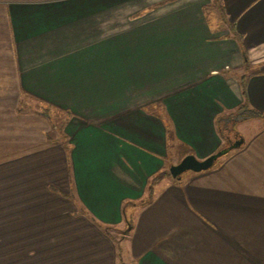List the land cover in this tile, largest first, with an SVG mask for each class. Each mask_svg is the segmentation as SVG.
Returning <instances> with one entry per match:
<instances>
[{"label":"crops","instance_id":"0c3cea01","mask_svg":"<svg viewBox=\"0 0 264 264\" xmlns=\"http://www.w3.org/2000/svg\"><path fill=\"white\" fill-rule=\"evenodd\" d=\"M236 112L264 121V0H0V264H264ZM170 142L227 151L154 182Z\"/></svg>","mask_w":264,"mask_h":264},{"label":"rangeland","instance_id":"374dc122","mask_svg":"<svg viewBox=\"0 0 264 264\" xmlns=\"http://www.w3.org/2000/svg\"><path fill=\"white\" fill-rule=\"evenodd\" d=\"M30 1V0H27ZM216 5V4H215ZM206 15L208 17V21L213 28L219 27L221 28V26H223L222 23V19H223V15L221 14L220 8L218 6H213V9L211 8H207L206 10ZM31 104L35 107H33L34 111L38 110V105L35 101H31ZM55 113V112H54ZM241 112H236L234 113V120L232 122V130L236 133H241L243 134V136L247 139L248 143L250 142L253 145H264V137H262L260 134L262 131H264V121L261 120H255V121H248L247 118L243 117L241 114H239ZM242 117V118H241ZM62 117L59 115H55L52 118V121H49L50 126L54 125L56 127V131L53 133L54 138H56V134L59 133L60 131V127L59 125H61L62 123ZM233 119V118H232ZM64 124V123H63ZM257 133V134H256ZM250 144V145H251ZM181 150L180 148H176L175 152L172 151V144L171 142L169 143V152L171 155L170 161L172 159L173 163H170L168 161V168H170V166L177 164L179 161H181V156L182 154L176 152ZM179 157V158H178ZM169 172V170L167 171ZM191 172V171H189ZM188 172L184 173L183 175L187 174ZM170 174V173H169ZM169 174H166L164 177H171ZM172 178V177H171ZM154 185H151V189ZM127 231L124 232V234L121 235V233H114V236L116 237V241L118 244V249L120 250V255L123 261H125V254L128 248V244L127 242H129L127 238Z\"/></svg>","mask_w":264,"mask_h":264},{"label":"water","instance_id":"95a60500","mask_svg":"<svg viewBox=\"0 0 264 264\" xmlns=\"http://www.w3.org/2000/svg\"><path fill=\"white\" fill-rule=\"evenodd\" d=\"M218 158V154H213L205 160H198L193 155H187L178 164L169 168L170 176L173 179H180L184 173L189 171L196 173L206 171L214 166Z\"/></svg>","mask_w":264,"mask_h":264},{"label":"trees","instance_id":"16d2710c","mask_svg":"<svg viewBox=\"0 0 264 264\" xmlns=\"http://www.w3.org/2000/svg\"><path fill=\"white\" fill-rule=\"evenodd\" d=\"M231 29V25L229 26ZM230 29V30H231ZM253 114H257V112L253 111ZM227 151V147H224L222 149H220L216 154H218L219 158L222 157L224 154H226ZM166 174H169V172H165ZM165 173H161L158 176H156V178L154 179V182H157V180L161 179L162 177H164L166 174ZM170 175V174H169Z\"/></svg>","mask_w":264,"mask_h":264}]
</instances>
